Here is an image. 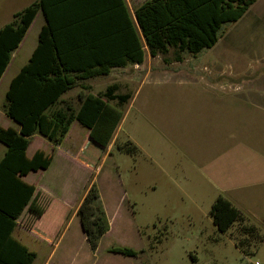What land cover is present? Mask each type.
Returning <instances> with one entry per match:
<instances>
[{
  "label": "crops",
  "instance_id": "obj_1",
  "mask_svg": "<svg viewBox=\"0 0 264 264\" xmlns=\"http://www.w3.org/2000/svg\"><path fill=\"white\" fill-rule=\"evenodd\" d=\"M144 1L130 8L125 0L133 18L134 8ZM42 19L38 34L44 23L43 15ZM161 58L151 56L146 49L141 63L129 64L135 70L131 78L134 87L128 91L130 97L123 105L109 101L120 118L111 126L101 147L103 150L99 151L98 147L92 159L83 161L79 154L97 127L87 129L73 121L54 149L46 139L47 142H42L45 146L32 147L33 138L40 135L31 137L27 157L41 149L52 153V160L46 169L21 176L35 186L34 203L38 208L27 205L11 230L0 212V264H145L148 259L144 256L168 237L179 242L198 238L194 233L182 236L169 231V225H173V230L178 223L191 226L195 214L210 216L211 205L219 196L241 211L249 223L253 220L264 227V0H254L236 21L224 25L211 47L195 55L183 53L180 61ZM18 70L8 79L5 92ZM91 80L93 94L105 89L94 93ZM117 93L122 92L117 90ZM62 98L66 99L64 94ZM133 109L135 135L127 128V139L117 146L126 171L123 181L113 163L110 143L116 130L119 132L121 121L126 120ZM74 122L81 127L71 132ZM0 126H18L4 114L2 106ZM127 143L134 145V152H127ZM0 144L1 158L5 146ZM125 158L134 160L132 169ZM66 159L87 171L82 191L77 187L74 193L72 188L70 196L69 192L59 191L62 187L42 184L39 177L30 178L32 174L52 176L54 163L63 164ZM131 174L135 185L133 194L127 192L126 184L131 182ZM92 182L99 189L109 222V229L94 252L77 215L78 206ZM146 182L149 184L145 186ZM158 183L166 189L163 196L156 193ZM133 197L135 204L152 207V212L165 216L161 228L150 220H137L131 204ZM146 198H153L152 203H146ZM156 199L159 201L154 205ZM210 220L212 222L211 216ZM113 245L143 252L138 257L107 252ZM24 247L28 252H35L33 261ZM187 254L192 260L197 258L192 252Z\"/></svg>",
  "mask_w": 264,
  "mask_h": 264
},
{
  "label": "trees",
  "instance_id": "obj_2",
  "mask_svg": "<svg viewBox=\"0 0 264 264\" xmlns=\"http://www.w3.org/2000/svg\"><path fill=\"white\" fill-rule=\"evenodd\" d=\"M253 1L145 0L134 8V18L125 0H34L14 12L0 28V77L37 12L41 11L44 23L37 45L11 78L2 103L4 114L18 125L0 126V143L5 146L0 158V212L10 230L27 205L38 208L35 186L21 176L46 169L52 160V153L41 149L27 157L26 148L34 134L54 149L77 121L87 129H98L87 139L79 154L81 160L92 159L98 147L103 150L111 126L120 118L109 101L121 106L130 92L117 93L118 85L112 83L93 94L91 79L107 76L114 67L141 63L145 48L164 61H180L183 53L195 55L215 44L223 26L236 21ZM73 88H78L76 105L62 98ZM127 144V152H134V145ZM77 215L94 252L109 229L94 182L87 187ZM210 216L221 232L244 219L221 196L211 205ZM250 228L254 230V226ZM24 249L33 261L35 252ZM107 252L138 257L143 250L113 245Z\"/></svg>",
  "mask_w": 264,
  "mask_h": 264
},
{
  "label": "rangeland",
  "instance_id": "obj_3",
  "mask_svg": "<svg viewBox=\"0 0 264 264\" xmlns=\"http://www.w3.org/2000/svg\"><path fill=\"white\" fill-rule=\"evenodd\" d=\"M33 1L34 0H0V28L12 19V14L15 11L21 10ZM127 1L130 8H132L142 0ZM42 20V15L39 12L23 42L13 54V58L8 65V69L4 74L2 82L0 83V106H2V103L4 102L5 88L7 86L8 79L22 64L27 61L28 56L37 42L38 29ZM130 67L131 66L126 65L124 68H114L108 76L94 78L91 80L92 91L96 93L99 90H103L107 85H110V83L113 82L118 84V92L124 93L131 91L135 84L134 81H131V78H134L135 70ZM77 90L78 88H73L64 94V97L72 101L74 105L77 103ZM78 127L81 126L77 122H74L71 127V132L75 131ZM127 128H131L135 135L136 129L134 109L129 112L126 120L121 121L119 132L116 130L110 143L111 150H113V163L117 166L116 169L118 173L121 174L123 181L125 179L124 173L126 171H124L122 152L117 148V146L122 145L125 142V139H127L125 135ZM44 141H46L44 138L35 136L32 140V147L35 145L45 146L42 144ZM62 157L65 158L64 156ZM125 159H127V162L132 169L134 167V160L131 158ZM64 163L68 166H65ZM64 163L61 164L57 161L54 163L52 167L54 171H51L52 176L32 174L30 178L39 177L42 184L47 182V184H50L52 187H62L59 191L62 193L69 192L70 196L72 195V188L74 193H76L77 187H79L82 191L87 171L83 170L82 167L78 166L72 160L66 159ZM121 163L123 164L121 165ZM60 177H63L64 180L62 181V179H59ZM133 180L134 176L131 174V182L126 183L127 192L130 194H133L132 192L135 191V185L132 184ZM147 184L149 183L146 182L145 186ZM165 192L166 189L162 188L160 183H158L156 193L163 196ZM159 195H156L155 197L158 198L160 197ZM153 198H146V203H152ZM158 201L159 200L156 199L154 205ZM131 202L135 216L139 222L142 220H150V222L156 223L157 228H161L165 223V216L158 214V212H152V207L149 208L146 205L141 207L139 203L135 204L134 197ZM147 209L149 210L147 211ZM193 216L194 220L191 226L186 223H178L180 226L175 224V228L171 230L173 225H169L170 227L168 230L174 231L182 236H190V234L194 233L197 234L198 238H191L190 241L184 239L179 242L168 237L167 241H163V243L154 247L150 254L144 256V258L147 257L148 259L145 264H264L263 226L253 222V220H250L249 223L247 220L242 219L240 221H236L227 229V231L221 232L212 224L208 214L207 216H205L204 213L195 214ZM250 225L254 226V230H251ZM146 231L152 232V230ZM160 231L163 232V229ZM188 252H192L197 258L192 260L188 256Z\"/></svg>",
  "mask_w": 264,
  "mask_h": 264
},
{
  "label": "built area",
  "instance_id": "obj_4",
  "mask_svg": "<svg viewBox=\"0 0 264 264\" xmlns=\"http://www.w3.org/2000/svg\"><path fill=\"white\" fill-rule=\"evenodd\" d=\"M257 264V263H256Z\"/></svg>",
  "mask_w": 264,
  "mask_h": 264
}]
</instances>
